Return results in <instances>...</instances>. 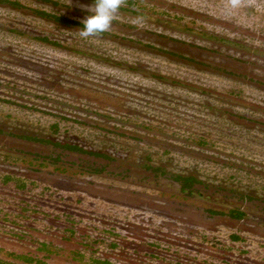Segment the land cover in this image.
<instances>
[{
	"label": "rangeland",
	"instance_id": "374dc122",
	"mask_svg": "<svg viewBox=\"0 0 264 264\" xmlns=\"http://www.w3.org/2000/svg\"><path fill=\"white\" fill-rule=\"evenodd\" d=\"M93 2L0 0V257L264 264V220L186 224L154 178L264 207V0H125L87 40L40 13Z\"/></svg>",
	"mask_w": 264,
	"mask_h": 264
},
{
	"label": "flooded vegetation",
	"instance_id": "af4514ba",
	"mask_svg": "<svg viewBox=\"0 0 264 264\" xmlns=\"http://www.w3.org/2000/svg\"><path fill=\"white\" fill-rule=\"evenodd\" d=\"M154 178L164 185H172L181 194H185L189 199L197 201V204L193 203L190 205L189 203L187 210L182 212L183 221L186 224L243 225L242 227L248 228L250 227L249 223L261 225L264 220V207L249 204L245 201L247 197L239 199L234 196L227 200L222 193H205L204 190L199 189L200 185L198 182L185 184V182L177 180L174 177L164 178L160 173H157Z\"/></svg>",
	"mask_w": 264,
	"mask_h": 264
},
{
	"label": "clouds",
	"instance_id": "9594fccd",
	"mask_svg": "<svg viewBox=\"0 0 264 264\" xmlns=\"http://www.w3.org/2000/svg\"><path fill=\"white\" fill-rule=\"evenodd\" d=\"M242 2L243 0H226V3L232 8L240 6ZM124 4L125 0H94L91 5H81V8L89 12L90 15L81 21L83 28L80 29L79 36L87 40L89 37H97L99 34L109 31Z\"/></svg>",
	"mask_w": 264,
	"mask_h": 264
},
{
	"label": "trees",
	"instance_id": "16d2710c",
	"mask_svg": "<svg viewBox=\"0 0 264 264\" xmlns=\"http://www.w3.org/2000/svg\"><path fill=\"white\" fill-rule=\"evenodd\" d=\"M13 4H17V3H13ZM40 13L42 16H45L48 19H51L52 21L62 24V25H66V26L81 25L83 26V24L80 23L79 21L74 20L65 15H57V14L45 13V12H40ZM58 145H60L62 148H66L69 150L84 151V149H82L81 147L77 145H71V144H67V145L58 144ZM96 154H99V153H96ZM174 178L182 182H185V184L198 182V180L195 177L190 176V175L189 176L175 175ZM233 238H238V237L236 235H233ZM38 249L42 251L43 250L50 251L49 244H47L46 242L39 243ZM2 250L3 249L0 248V251ZM7 255H9L10 258L0 257V264H48L44 257H40V255H34L31 253H14V252L8 251ZM94 261L96 264H111L110 261L107 259H104V260L96 259Z\"/></svg>",
	"mask_w": 264,
	"mask_h": 264
}]
</instances>
